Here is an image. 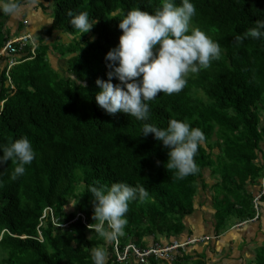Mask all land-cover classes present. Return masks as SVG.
I'll use <instances>...</instances> for the list:
<instances>
[{
  "label": "trees",
  "instance_id": "16d2710c",
  "mask_svg": "<svg viewBox=\"0 0 264 264\" xmlns=\"http://www.w3.org/2000/svg\"><path fill=\"white\" fill-rule=\"evenodd\" d=\"M43 1L51 5L53 28L75 38L60 50L67 59L66 74L53 69L42 40L34 56L26 47L24 57H15L11 82L8 58L0 57V145L27 136L36 153L16 180L10 179L11 161L0 165V264H92L96 246L106 248L108 264H118L115 239L105 242L90 229L95 221L89 186L125 182L148 191L145 201L129 202L124 234L117 236L121 250L130 243L147 248V238L181 241L205 169L220 178L214 199L217 233L233 219L253 218L247 187L260 189L264 182V38L237 44L234 37L264 20V0H191L196 13L190 28L220 44V59L189 72L179 93H158L149 101L147 121L123 112L107 114L95 101L96 80L108 79L105 56L119 43V19L133 8L152 13L161 0ZM69 11L87 12L97 22L81 34L71 26ZM5 16L0 14V52L14 38ZM23 24L26 20L20 29ZM75 78L81 83L76 85ZM112 83L120 81L113 77ZM170 119L187 121L205 135L194 157L197 172L183 178L166 168L168 149L162 142L154 134L141 135L145 123L167 128ZM216 148L221 154L213 153ZM71 200L76 209L67 212ZM47 208L53 215L42 219ZM184 250L174 263L188 261ZM255 264H264V248Z\"/></svg>",
  "mask_w": 264,
  "mask_h": 264
},
{
  "label": "clouds",
  "instance_id": "9594fccd",
  "mask_svg": "<svg viewBox=\"0 0 264 264\" xmlns=\"http://www.w3.org/2000/svg\"><path fill=\"white\" fill-rule=\"evenodd\" d=\"M36 2L37 0H27V6L31 7ZM23 11L24 4L21 0H0V14L18 17ZM195 13L191 0H180L179 4L176 0H161L160 7L152 13L133 8L124 14L118 24L122 30L119 43L105 56L110 69L107 72L108 79L96 80L100 89L95 93L97 105L109 115L123 112L129 117L147 121L150 117L149 101L155 99L158 93H179L187 83L189 72L195 74L208 68L212 61L219 60L220 44L202 30L190 28ZM67 14L72 17L71 26L81 34L89 32L97 22L90 20L88 13L84 11L76 15L69 11ZM115 15L114 12L113 16ZM249 37L264 38V20H257L253 27L243 34H237L234 40L240 44ZM113 77L120 83L114 85ZM75 80L76 85L81 83L76 78ZM150 133L168 149L165 163L167 169L176 170L180 178L197 172L194 157L205 140L200 128L191 127L187 121L170 119L167 128L145 123L141 135L146 137ZM0 151L3 153L0 155V165L9 161L15 165L10 175L11 180L22 176L25 166L30 165L36 155L27 136H21L7 146L0 145ZM263 190L264 182L253 202L261 195L260 205L264 197ZM88 192L94 197L95 222L90 224L94 225L90 229L105 242L124 234L129 202H143L149 198V193L143 186H131L125 182H114L107 188L89 186ZM253 210L257 212L254 220H258L260 211ZM91 261L92 264H108L106 248L93 247Z\"/></svg>",
  "mask_w": 264,
  "mask_h": 264
},
{
  "label": "crops",
  "instance_id": "0c3cea01",
  "mask_svg": "<svg viewBox=\"0 0 264 264\" xmlns=\"http://www.w3.org/2000/svg\"><path fill=\"white\" fill-rule=\"evenodd\" d=\"M21 2L24 4V11L18 17L5 14L6 30L13 37L30 34L36 44L39 42L38 40L45 42L51 66L60 74H66L68 72L67 59L62 58L57 50L63 52L64 47L67 48V45L75 37L53 28V11L50 3L37 0L34 5L28 7L27 0H21ZM25 20L26 25L23 24L24 26L20 29ZM58 44H61L63 49ZM221 152H217V149L213 151L215 154H221ZM202 173L203 177L195 197V212L186 218V232L179 238L181 240L179 242L182 243H185L183 240H187L188 237L190 241L196 240V244L190 245L184 250L185 255L189 256L185 264L198 262L200 264H255L259 251L264 248V197L260 205L259 202H253L254 197L259 194V185L248 186L247 192L252 197L253 209L260 211V218L254 220L257 216L255 210L253 218L243 221L233 219L225 224L226 230L217 233L218 221L216 220L214 199L216 196L215 184L220 181V178L214 176L212 170L209 169L203 170ZM176 240L164 239L157 243L152 238H147L144 243L146 247H150L159 243L168 245L178 242Z\"/></svg>",
  "mask_w": 264,
  "mask_h": 264
},
{
  "label": "built area",
  "instance_id": "2783aa9c",
  "mask_svg": "<svg viewBox=\"0 0 264 264\" xmlns=\"http://www.w3.org/2000/svg\"><path fill=\"white\" fill-rule=\"evenodd\" d=\"M37 44L34 42L32 35L30 34H22L18 37H14L6 42V45L0 52V57H4L8 59V73L7 77L9 82H11L9 78V70L17 64L15 57L25 56L24 50L27 47H30V53L32 56L35 55V51L37 48ZM32 59V58H31ZM264 194V190L262 195ZM261 195L255 198V203L260 202ZM257 208V207H256ZM46 214L53 215V211L51 208L45 209V213L42 219L45 218ZM83 220L84 216L80 215ZM78 216V217H80ZM56 222V221H55ZM41 234V233H40ZM40 239L42 237L40 235ZM196 244V240H191L186 243L173 242L168 245L155 244L153 246L147 248H141L135 244H127L124 246L123 250H121V246L119 245L118 237L115 239L114 251L117 257L116 263L118 264H129L131 259L137 262V264H151L152 260L158 261H166L168 264H173L176 256H178L179 249L184 250L186 247L190 245Z\"/></svg>",
  "mask_w": 264,
  "mask_h": 264
},
{
  "label": "rangeland",
  "instance_id": "374dc122",
  "mask_svg": "<svg viewBox=\"0 0 264 264\" xmlns=\"http://www.w3.org/2000/svg\"><path fill=\"white\" fill-rule=\"evenodd\" d=\"M69 38H71L72 39V37L71 36H69ZM59 45V44H58ZM60 47H61V49H63V46L60 44L59 45ZM64 49H65V47H64ZM58 52H60V50H57ZM62 63V62H61ZM62 73H64V72H62ZM217 149V148H216ZM221 152V150H218L217 149V152ZM75 209H76V204H75V200H71V201H69L68 203H67V205H66V211L67 212H74L75 211ZM259 252H261V250L259 251Z\"/></svg>",
  "mask_w": 264,
  "mask_h": 264
}]
</instances>
